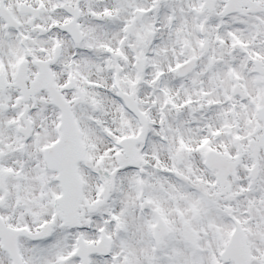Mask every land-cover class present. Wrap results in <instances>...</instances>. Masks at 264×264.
Returning a JSON list of instances; mask_svg holds the SVG:
<instances>
[{
  "label": "snow or ice",
  "instance_id": "6c2138e0",
  "mask_svg": "<svg viewBox=\"0 0 264 264\" xmlns=\"http://www.w3.org/2000/svg\"><path fill=\"white\" fill-rule=\"evenodd\" d=\"M0 264H264V0H0Z\"/></svg>",
  "mask_w": 264,
  "mask_h": 264
}]
</instances>
